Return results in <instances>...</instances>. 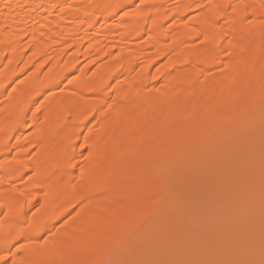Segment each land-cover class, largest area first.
<instances>
[{"label":"bare ground","instance_id":"bare-ground-1","mask_svg":"<svg viewBox=\"0 0 264 264\" xmlns=\"http://www.w3.org/2000/svg\"><path fill=\"white\" fill-rule=\"evenodd\" d=\"M263 122L264 0H0V264L229 256L224 245L251 236L243 184L237 196L212 186L239 204L216 196L233 229L218 250L196 254L184 238L145 250L191 202L192 187L171 193L161 171ZM148 218L155 234L142 231Z\"/></svg>","mask_w":264,"mask_h":264},{"label":"rangeland","instance_id":"rangeland-1","mask_svg":"<svg viewBox=\"0 0 264 264\" xmlns=\"http://www.w3.org/2000/svg\"><path fill=\"white\" fill-rule=\"evenodd\" d=\"M260 126H263V134H261L260 130H262V129H260ZM234 134L235 135L232 138L226 139L224 144L221 143L222 141L220 139H218L217 140L218 142L213 146L207 147V146L201 145V146L194 148L191 151L186 152V153L179 152L175 155L173 162L170 164H167L164 167V169L161 171L162 176H163V180L165 182H167V184L171 190V193L177 192V190L180 187H182L181 185L183 183H185V184H183V186L187 185L186 187H188L190 189L192 187V189H191L192 191H190V189H189L190 193L192 194V196H191V194L189 196V197H191V199L187 200V201H191V202L188 203V205H187V202L186 203L183 202L184 204H182V202H181V204L179 203L180 205L177 203V206H175L176 203L175 204L173 203V205L175 206V209L177 207V209L181 211V212H179L181 214L180 215L181 218L184 215H186V217L184 216L183 220L179 219L180 221H182V223H180L178 220L175 221L176 219L179 218V217H177V215L179 216V214L176 215L173 212V210L171 209L172 204L170 206H168V207H170L171 211L173 212V215H176V217H175L176 219L172 215L175 220H171L172 216L170 217V220L168 218H167L168 220H165L163 225L165 224L164 227L166 230L168 229L167 232H169V233L166 232L167 236L165 237L166 234L163 236V237H165L164 240H162L163 237L160 238L161 240L156 237L159 240H157V241L152 240V241H150L151 243L150 242L145 243L143 245V247L145 248L146 251L159 250L161 248L164 249L165 247H163L161 241H163V242L166 241L163 244L167 243L168 246H166V245H164V246L169 247L171 245V248H172L173 247L172 244L173 243L175 244V241L177 243L178 239H179V241L180 240L183 241L185 239L183 241L185 243L184 246L186 245V242L187 243L189 242V244H187V246H186L187 249L189 248L188 245L191 246V242H192V244L194 245L193 246L194 248L191 247V249H194L193 251H195L196 254H197V251L200 253L203 251H206L205 249H207V251L216 250L215 246H217V250H218V248L221 247V245H219V246L216 245L217 244L215 242L216 239H217V242L220 240L218 242V244L220 242H222V240L228 241L229 238L225 239V236H228L227 234L232 233L230 231L233 229H231L230 228L231 226H229V218H231L230 215H229V218L225 217V215L227 214V211L222 212L223 217L226 218V219H224L221 217L222 219H220V220L222 221V224L220 222V225H219V222L217 223L216 219H219L220 218L219 215L222 214L221 210H222V208H224L222 206H225V208H227V206L229 205V207H231L233 205V200L236 198L235 197L232 200V202H231L232 205H230L229 202L227 201V199L232 198L234 195L231 196L230 198H226V201H225V199H224L225 196L223 198L221 193L220 194L222 197L220 196V194L218 195V193H219L218 191L220 190L222 192L223 191L222 189H225V188H227L228 190L231 191V187L233 184L232 189L234 188L233 192L235 193V191H239L238 189L240 188L237 186H241L243 184V185H246V188H249L248 190H250V192H249V196L246 193L247 197L243 194L246 198H244V199L242 198L243 202H242V200H241V202L245 205V207L241 203L242 205L240 204L241 205L240 208L242 209V212L245 211L246 213L245 212L244 213L240 212V213L242 215L245 214L242 217L243 218L245 217V220H247V222H248L246 224H248L247 227L249 229V234L251 235L249 238L250 240L246 242V241H242L243 239H241V241L238 242V240H240V239H238L237 242L234 240L236 242L235 243L231 239L230 242H232V243L224 245V246L228 251H231V252L233 251L232 248L234 246V252L235 253L231 254V252H229L230 253L229 256L222 257V258H219V257L218 258H212L211 257L212 263L209 262V264H262V262H264V236L262 237V236L258 235L259 232H257L258 228H261L264 231V122L261 125L259 124V126L258 125H256V126L250 125L248 127L247 126L241 127ZM256 135H258V136H256ZM258 138H260V140ZM257 139L260 141L259 143H258ZM255 140H256V142H255ZM222 145H224V146H222ZM225 146H227V147H225ZM255 151H256L257 155L253 153ZM248 153L250 155L253 153L252 155H255V156L253 157L251 155L249 159H246L245 157L249 156ZM240 157H242V159ZM238 159H239V162L237 161ZM251 159H253V161ZM250 160L253 163H251ZM232 161L234 162V164L232 163ZM244 161L247 163V166H248V170H246V172H243V168H242ZM228 164H232V166L231 165H229V166L231 168L232 167L233 168L231 169L228 166ZM237 164L238 165L240 164L239 166H242L241 167L242 170L240 169V167ZM227 168H228V170H227ZM230 173H232V174H230ZM243 173H246V174H244V176H242ZM229 177H231L232 179ZM226 178L230 179V181L226 180ZM245 180H247V181H245ZM245 182H246V184H244ZM234 183H236L235 186H234ZM239 184H241V185H239ZM212 186H216V187L218 186L219 190L215 189V191H213L214 187L212 188ZM218 187H217V189H218ZM235 187L237 188V190ZM210 188L212 189V192L210 191L211 190ZM230 191L229 192L225 191V193H230ZM187 192H188V190H187ZM215 193H216V195H215ZM225 193H223V195H225ZM206 194L209 195V197ZM212 194L214 195L213 197L215 198L216 202L212 197H210V196H212ZM186 195H188V194H186ZM226 195H228V194H226ZM235 195L237 196L236 193H235ZM216 196H218V198L220 196L221 199L223 198L222 200L225 201L224 203L228 204V205L226 206L225 204H221L223 201L220 202V200H221L220 198H219L220 200L217 201L218 198ZM248 197H250V198H248ZM206 198H208V199H206ZM211 198L213 199L212 200L213 202L210 200ZM238 198H240V197H238ZM246 199H247V201H246ZM249 199L251 200L250 201L251 205H249ZM244 201H246V203H244ZM234 202H235V200H234ZM213 203H214V205H212ZM217 203L220 206L222 205L221 209H220V206L217 205ZM247 203L249 206L247 205ZM206 204H208V205H206ZM234 205L238 206L239 204L235 203ZM174 206H172V208H174ZM199 207H200V211H199ZM202 207H204V209L205 208H207V209L202 210L203 209ZM225 208H224V210H225ZM229 209H232V208H229ZM166 210H168V209H166ZM226 210H228V208ZM231 211H233V209L230 210V212ZM201 212L203 214H201ZM168 213H170V212H168ZM208 213H210V214H208ZM224 213H225V215H224ZM200 214L202 215V218H201ZM195 215H197V216L199 215V216L197 217ZM214 219H215L216 223L214 222ZM231 219H230V221H231ZM220 220H218V221H220ZM226 220H228V221L225 222ZM179 223L181 225L186 223L188 225H191V227H193V228H198L199 231L197 229L194 230L190 226L188 227L186 224H184L185 226H180ZM214 223H215V226L213 225ZM176 225L180 226L185 231L182 229L179 230L180 227L177 228V227H175ZM186 226H187V229L185 228ZM207 226H209V227H207ZM217 227H219V228H217ZM175 228H177V229H175ZM188 228L190 231L188 230ZM191 229H193V230L191 231ZM218 229H219V231H218ZM154 230H155V225L152 224V219L148 218L142 227V231L143 232H149V233L154 232L153 234H155ZM186 230L189 233L188 236H186V234H187ZM215 231L218 232V234ZM177 232H179V234ZM190 232H192L191 235H190ZM260 234L262 235V233H260ZM190 236H192V239L194 241L197 240V242L192 241ZM232 236H230V238ZM186 237L191 239V241L189 239H186ZM130 240L131 239H129V241ZM186 240H188V241H186ZM158 241H160V242H158ZM183 242H181L180 244L183 245ZM204 242L205 243L207 242L208 246H207V243L205 246ZM222 243H224V242H222ZM161 245H162V247H161ZM176 245H174V246H176ZM229 245H231V246H229ZM176 247H178V246H176ZM235 247H236V249H235ZM180 248H183V246H181ZM226 249L223 251L225 252ZM188 250H190V249H188ZM213 252L214 253L216 252V255H217V253L219 251H213ZM203 253H205V252H203ZM203 253H201V254L203 255ZM225 253L227 255L228 252H225ZM160 254L161 253H158L156 256L150 255L148 253L143 254V255H137V256H128V255L126 256V255H119L116 253V254H113V255L107 257L103 261L102 264H157L158 257L160 259L162 257V259H163V257L165 258V257H168V255H169V254H165V252L162 253L161 255ZM201 254H199L198 259H197V257L194 256L197 260H195L193 257L194 262H192V260H191L192 256H190V261L192 262V264H207L203 260V258L201 257L202 256ZM222 254L220 253V255H222ZM186 255H187V253H186ZM211 255H212V252H211ZM211 255L208 254V256H211ZM169 256H171V255H169ZM204 256H206V255H203V257ZM208 256H206V257H208ZM168 260H171V258L170 259L168 258ZM183 261H185V260H183ZM184 263H186V262H184ZM189 264H190V262H189Z\"/></svg>","mask_w":264,"mask_h":264},{"label":"snow or ice","instance_id":"snow-or-ice-1","mask_svg":"<svg viewBox=\"0 0 264 264\" xmlns=\"http://www.w3.org/2000/svg\"><path fill=\"white\" fill-rule=\"evenodd\" d=\"M135 13H125V15H134ZM264 264V262H262Z\"/></svg>","mask_w":264,"mask_h":264}]
</instances>
